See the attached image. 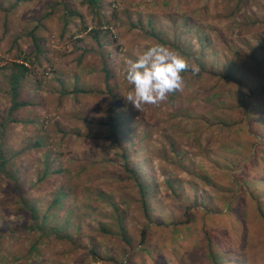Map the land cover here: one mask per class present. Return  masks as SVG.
Listing matches in <instances>:
<instances>
[{
  "label": "rangeland",
  "instance_id": "rangeland-1",
  "mask_svg": "<svg viewBox=\"0 0 264 264\" xmlns=\"http://www.w3.org/2000/svg\"><path fill=\"white\" fill-rule=\"evenodd\" d=\"M99 1L106 7L105 15L111 24V34H100L103 45L94 38L98 28L85 0H0V153L8 161L0 173V233L5 235L0 241V264H78L88 253L85 250L90 238L97 240L100 248L109 245L118 253L119 237L99 230L101 222L115 225L118 212L114 205L124 211L125 226L136 244L144 227V215L136 202L135 186L123 171V162L117 159L119 149L132 156L142 179L149 178L156 185L153 217L167 222L178 219L183 205V197L177 198L167 185L170 179L180 180L182 188L192 192L195 183L206 178L203 168L210 163L205 156L221 163L220 172L227 174L231 171L226 166L234 160L236 165H245L243 153L260 151L264 155V147L254 139L243 135L240 138L238 132L216 130L199 145L197 123L189 134L193 123L183 122L177 112L163 113L170 94L159 104H142L137 109L127 99L133 86L126 79L127 61L135 60L155 43L170 42L168 47L183 54L190 65H198L201 60L205 70L216 71L225 64L228 53L220 36L228 42L255 36L256 45L264 46L262 25L252 32L250 28H240L245 21H264V0H247V7L234 17L231 13L237 0ZM70 12L75 15L69 17ZM149 21L158 37L151 34ZM209 38L213 42L200 59L202 42ZM17 65L29 69L21 79L19 97L28 106L11 113L10 79L12 74H19ZM225 66L223 72L227 73ZM189 70L182 74L185 83L179 91L183 97L179 106L194 105L196 111L206 110L212 106L206 98L216 81L201 67L197 74ZM235 71L238 73L240 68ZM255 72L264 75L258 68ZM221 101L224 100L215 101L218 109L227 110L229 103ZM258 101L263 109V96ZM114 109L118 111L115 115ZM147 110L156 112L158 122L144 119ZM226 113L233 117L232 122L239 119V111ZM10 117L15 121L7 123ZM111 122L118 125L117 137ZM210 167L215 174L218 166ZM47 168L69 169V175L77 170L82 173L73 183L74 192L79 201L85 202L83 205L90 203L93 209L76 215L65 227L63 234H71L73 240L63 242L50 237L40 244L39 233L18 232L31 224L30 214L22 209V200L40 206L42 220L55 191L63 185L58 176L51 179L53 185L39 184ZM240 172L232 171L231 176ZM210 180L207 187L213 186V177ZM217 187L226 189L225 183ZM122 200L128 204L124 209L120 206ZM66 217L65 212L51 215L48 229L65 223ZM156 234L152 233L158 242ZM34 243L39 244L38 250L31 252ZM87 257L92 263L91 256ZM134 261L141 264L145 258L135 255Z\"/></svg>",
  "mask_w": 264,
  "mask_h": 264
},
{
  "label": "trees",
  "instance_id": "trees-1",
  "mask_svg": "<svg viewBox=\"0 0 264 264\" xmlns=\"http://www.w3.org/2000/svg\"><path fill=\"white\" fill-rule=\"evenodd\" d=\"M85 1L84 4L87 3L92 10L95 26L98 28L94 31V38L100 45H103L100 34L102 32L111 34V24L105 15L106 7L101 5L99 0ZM171 1L169 0V2ZM244 7H247V0H237L235 9L231 13L232 17L241 13ZM73 15L75 13L70 12L69 17ZM65 20L64 25L66 27L69 18L67 17ZM187 25L190 26L191 21L187 22ZM258 25L264 27V21L262 19L245 21L240 25V28L247 27L251 29L249 32H252L259 28ZM148 26L152 30L151 34L158 37L153 33L152 21H149ZM210 39L202 42L200 54L203 55L199 57L200 59L205 57L204 54L208 44L213 42ZM219 40L223 42L228 50L226 56L223 55L226 61L219 69L220 71L215 69L205 70L206 65L201 60L196 59L199 64L198 61L196 63L200 65L202 70L207 71L206 75H210L216 81L213 84L212 91L209 92L206 98L208 99L207 103L212 102V106L202 111H196L198 108L193 107L194 105L183 108L182 105L179 106L180 101L183 100L181 92L176 91L170 93L168 102L164 103L165 111L163 113L171 110L177 112V116H181L186 124L193 123L192 131L188 130L189 134H192L195 130V123H197V142L199 145L209 139V135L213 131L221 130L222 132L229 131L231 134L238 132L240 138L243 135L249 139H254L262 148L264 147V104L262 103L263 109H261L258 100L261 96L264 100V75L256 73L255 68L264 71V46L259 47L256 45L255 36L254 39H250L248 36L237 38L233 40L234 42H228L220 36ZM163 44L169 46L170 42H163ZM175 46L177 49L178 45ZM212 47L213 45H211ZM37 48L39 49L38 45ZM238 62L242 63V66ZM18 66L20 67L19 74H12L10 79L12 86L11 113L28 106V103L20 101L19 97L22 80H24L29 69L25 65H17L16 67ZM224 66L229 72H223ZM238 68H240V71L237 73L235 70ZM107 76L110 78L109 73H107ZM226 89L229 92H226ZM220 99L224 100L221 101L223 104L229 103L227 110L218 109V103L215 101ZM177 100H179L178 103ZM233 101H236L237 105H232ZM114 111V115L116 112L118 113L117 110L114 109ZM226 111L230 113L239 111V119L232 122L233 117L228 115ZM156 116V112L153 113L147 110L144 113V119L150 122H155L157 120ZM207 116L212 117L211 120ZM144 119L142 118V120ZM13 121L15 120L10 117L6 122L11 123ZM111 125L112 131L115 133L118 125L112 122ZM225 135L226 133L220 139ZM114 136L117 137V133ZM231 143L236 144L235 142ZM257 150L260 149L257 148ZM123 151L119 149L120 153H118L117 159L123 162L122 169L128 174L127 178L135 186L136 202L140 205L144 215L145 223L139 241L135 244L136 241L130 239L129 231L125 226V213L124 211L120 212L118 205H114L118 212L115 225L113 222H101L99 230L104 235L119 237L117 242L119 252L115 253V250L109 245H104L102 249L99 247L97 240L90 238L89 249L85 250L88 253L82 256V260L78 264H92L94 262H102V264H139L134 261L135 255H141L145 258V261L141 264L147 262L151 264H264V155H261L260 151L243 153L242 160L245 161V165L241 162L236 165V160L232 165L229 163L226 168L231 172L242 170L234 176H231V172L227 174L220 172L223 165L214 161L210 155L205 156L210 166H218V168L214 172L215 174H212L210 166L203 168L206 178L201 177L198 183H195L192 192L187 190L188 188L183 189L180 180L170 179L167 185L174 195L177 198L183 197V205L179 208L180 216L177 215L178 219L170 222L161 218L154 219L153 203L156 195H158L155 191L156 185L151 184L149 178L142 179L141 173L132 163V156L127 151ZM132 153L134 154V152ZM252 153L254 154L252 155ZM201 159L203 160L202 153ZM7 162L5 156L0 153V173L4 172L3 169L6 168ZM186 172L191 174L189 170ZM259 172L261 174L256 177ZM69 174V169H58L56 171H52L51 168L46 169L39 180V184L53 185L51 179L58 176L63 185L55 191L54 198L45 209L42 220L39 217L42 212L40 206L37 204L29 205L27 201L22 200V209L30 214L31 224L18 232L28 230L32 234L39 233L41 237L39 238L40 244L50 237H55L63 242L73 240L71 234H63L65 233L64 230L68 228L67 226L71 224L76 215L87 213L93 208L90 203L83 205L82 203L85 202L79 201L77 193L74 192L73 183L82 173L77 170L73 175ZM210 177L214 179L213 186L207 187L206 185L212 183ZM219 183H225L226 189H219L217 187ZM175 184L179 185L177 189ZM179 190L185 191L179 193ZM21 198H23V195H21ZM120 206L124 209L128 204L122 200ZM59 212L66 213L65 223L48 229L50 216ZM15 232L17 233V231ZM154 232L158 234L160 239L158 242L152 235ZM4 236V233H0V241ZM38 246L39 244L34 243L31 252L37 251ZM135 250L137 251L135 252ZM87 255L91 256L92 263L88 261ZM127 255L130 256L127 258ZM68 264H71V262Z\"/></svg>",
  "mask_w": 264,
  "mask_h": 264
},
{
  "label": "clouds",
  "instance_id": "clouds-1",
  "mask_svg": "<svg viewBox=\"0 0 264 264\" xmlns=\"http://www.w3.org/2000/svg\"><path fill=\"white\" fill-rule=\"evenodd\" d=\"M193 74L200 72V67L189 64L179 51L155 43L145 48L135 60L127 61V82L133 86V92L127 99L134 106L159 104L167 100L170 93L182 91L186 70Z\"/></svg>",
  "mask_w": 264,
  "mask_h": 264
}]
</instances>
